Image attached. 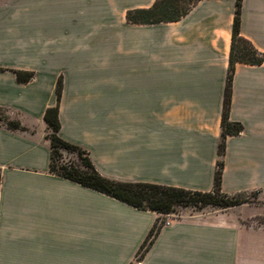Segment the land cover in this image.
<instances>
[{"label":"crops","instance_id":"crops-1","mask_svg":"<svg viewBox=\"0 0 264 264\" xmlns=\"http://www.w3.org/2000/svg\"><path fill=\"white\" fill-rule=\"evenodd\" d=\"M156 0H0V264H133L159 213L51 171L59 135L119 181L214 187L236 0H199L177 20L133 23ZM241 33L264 55V0ZM18 71L33 72L30 80ZM223 191L255 201L183 212L143 264H264V61L237 62Z\"/></svg>","mask_w":264,"mask_h":264},{"label":"trees","instance_id":"trees-1","mask_svg":"<svg viewBox=\"0 0 264 264\" xmlns=\"http://www.w3.org/2000/svg\"><path fill=\"white\" fill-rule=\"evenodd\" d=\"M198 1L156 0L150 7L128 10L127 18L133 23H155L177 20L187 14ZM243 3L244 0H236L230 67L222 115L223 132L218 150L220 159L217 162L212 190L201 191L150 182L119 181L103 175L95 166L86 149L63 139L59 135L61 128L60 100L63 90L62 80H60L57 87L58 104L49 107L45 112V120L50 128L47 137L50 140L52 149V172L118 198L139 209H149L159 213L157 221L142 243L138 255L143 256L153 244L163 226L164 215L176 211L179 207L191 205L205 207L211 205L224 208L251 201L247 191L229 194L224 192L222 187L225 166L223 156L226 153L227 136L229 134H237L244 128L241 122L234 121L230 117L236 63L260 64L264 61V55L241 33ZM32 77L33 72L18 71V78L20 80L27 81ZM8 126L13 129L22 128L21 124L15 120H9ZM63 151L76 153L79 160L61 161ZM252 195L256 196V192H253Z\"/></svg>","mask_w":264,"mask_h":264},{"label":"rangeland","instance_id":"rangeland-1","mask_svg":"<svg viewBox=\"0 0 264 264\" xmlns=\"http://www.w3.org/2000/svg\"><path fill=\"white\" fill-rule=\"evenodd\" d=\"M1 113H0V122H6L8 124L9 119L1 117ZM61 161L67 162V161H71V160H79L78 156L76 153H71L68 151H63V157L60 159ZM250 195V199L251 201H255V197L254 195H252L253 192H248ZM223 207H215V206H205V207H195V206H182L179 207L174 213H173V217L175 219H178L179 217H181L183 212H202V211H208L210 209H221Z\"/></svg>","mask_w":264,"mask_h":264},{"label":"built area","instance_id":"built-area-1","mask_svg":"<svg viewBox=\"0 0 264 264\" xmlns=\"http://www.w3.org/2000/svg\"><path fill=\"white\" fill-rule=\"evenodd\" d=\"M175 212V211H174ZM167 213L164 215L165 219L163 221V225H169L171 224L172 222H174L176 219L173 217V213ZM134 264H143V258L141 255H138V257L136 258L135 260V263Z\"/></svg>","mask_w":264,"mask_h":264}]
</instances>
